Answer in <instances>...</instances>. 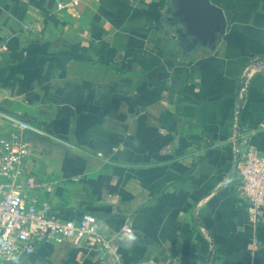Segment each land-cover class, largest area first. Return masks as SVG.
<instances>
[{
    "label": "crops",
    "instance_id": "1",
    "mask_svg": "<svg viewBox=\"0 0 264 264\" xmlns=\"http://www.w3.org/2000/svg\"><path fill=\"white\" fill-rule=\"evenodd\" d=\"M60 1L0 0V108L47 134L23 135L25 174L52 184L29 195L52 218L94 214L126 263L264 264V212L247 219L229 141L237 122L264 154V64L248 69L264 0H210L215 39L191 0ZM0 264L113 263L64 241Z\"/></svg>",
    "mask_w": 264,
    "mask_h": 264
},
{
    "label": "built area",
    "instance_id": "2",
    "mask_svg": "<svg viewBox=\"0 0 264 264\" xmlns=\"http://www.w3.org/2000/svg\"><path fill=\"white\" fill-rule=\"evenodd\" d=\"M75 4L77 0L60 1L57 6L62 9ZM4 49L0 45V59ZM260 64H264V59H254L248 69ZM26 132L47 135L30 121L0 108V262L16 263L40 242L70 241L74 245L86 242L102 246L113 264H166L153 257L124 262L100 232L98 219L92 213L83 212L77 219L52 218L47 202L39 203L28 195L33 189L50 192L52 184L25 174V160L30 150V143L23 137ZM252 132L239 131L235 122L229 141L235 156L236 192L245 204L247 219L255 223L264 212V154L248 140ZM98 155L103 156L101 152ZM121 230L129 228L123 225Z\"/></svg>",
    "mask_w": 264,
    "mask_h": 264
},
{
    "label": "water",
    "instance_id": "3",
    "mask_svg": "<svg viewBox=\"0 0 264 264\" xmlns=\"http://www.w3.org/2000/svg\"><path fill=\"white\" fill-rule=\"evenodd\" d=\"M192 11L191 13L195 16L194 27L210 34L211 39H215L217 34L221 33L224 26V18L221 9L210 0H191ZM179 40L188 36V32H178ZM191 47V45H188ZM185 47V49H189Z\"/></svg>",
    "mask_w": 264,
    "mask_h": 264
},
{
    "label": "rangeland",
    "instance_id": "4",
    "mask_svg": "<svg viewBox=\"0 0 264 264\" xmlns=\"http://www.w3.org/2000/svg\"><path fill=\"white\" fill-rule=\"evenodd\" d=\"M28 195H29V192H28ZM5 263H9L8 261H4Z\"/></svg>",
    "mask_w": 264,
    "mask_h": 264
}]
</instances>
